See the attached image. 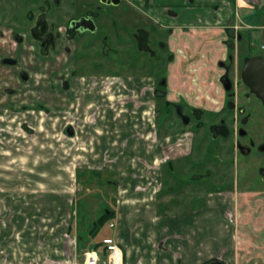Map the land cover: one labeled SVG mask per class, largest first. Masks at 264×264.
I'll return each mask as SVG.
<instances>
[{
  "label": "rangeland",
  "instance_id": "obj_1",
  "mask_svg": "<svg viewBox=\"0 0 264 264\" xmlns=\"http://www.w3.org/2000/svg\"><path fill=\"white\" fill-rule=\"evenodd\" d=\"M227 1L228 27L264 26V0ZM89 3L98 6L91 0H60V5H51L50 23L60 39L56 50L46 56L40 50L35 52L29 37L26 2L0 3V8L8 10L0 12V60L17 56L18 46L22 44L19 51L22 64L33 67V84L38 83L21 87L17 78L19 69L0 65V155L3 158L0 168L11 172L17 167L25 174L20 189L6 190L4 195L24 205L22 215L21 210L16 212L23 220L25 231L32 232L25 234L17 230L13 223L14 210L0 198V258L7 255L9 261L13 259L23 264H70L75 256L80 261L85 251L98 246L102 238L112 236L115 227L112 229L110 224L116 225L114 218L103 226L98 221L113 212V206L121 201L134 202L137 210H152L155 202L166 199L169 186L175 192L166 196L167 199H204L208 188H201L196 194L188 189L185 196L179 191L176 159L190 151L192 141L191 129L180 130L174 113L173 102L179 94L188 100H184L185 105L201 113L217 115L214 119L204 117L203 127L196 128L199 158L208 160L209 181L215 185L206 201L214 206L217 217L225 224L221 235H227V218L233 235L232 252L228 256L232 261L226 263L223 257L215 260L242 264L247 253H264V205L258 202L264 200V193L245 190L240 179L234 180L231 188H225L227 143H214L207 133L209 124L224 115L220 111L224 101L217 78L220 71L214 58L202 51L185 52L174 40L171 45L175 60L170 66L169 95L157 101L155 113L151 77L158 82L161 75L156 74V68L160 66L152 57L137 50L132 33L140 27L148 29L150 25L162 29L160 17L171 18V15L164 5L151 13L139 0H125V6L104 12L99 21L101 32L94 39L83 37L69 41L64 38L67 21ZM171 10L181 12V9ZM161 32L154 38L155 42L166 40ZM104 36L108 37L106 45L111 49L106 56L103 55L105 44L101 43ZM256 41L262 44L264 36ZM149 46L158 53L155 43ZM89 75L93 77L81 78ZM67 83L71 84L69 88H66ZM6 86H12L14 91L5 92ZM78 98L81 100L77 101ZM83 99L90 107L84 109L79 105L77 110L75 104ZM23 104L32 110L22 111ZM38 106L51 113H39L34 110ZM70 125L75 130L73 137L65 133ZM130 125V139L136 141L131 144L135 147L133 151L145 149L151 158L146 155L136 159L126 157L128 149L122 142L121 127L126 130ZM102 140L106 143L102 144ZM165 150L172 159L170 169L163 164ZM204 165L206 169L207 163ZM203 169L200 174L204 173ZM190 173L192 171L187 175ZM161 176L164 190L160 197ZM117 180L121 185L119 189L109 183ZM204 182L202 179L198 183ZM188 209L191 208L185 211ZM179 212L176 209L172 214ZM70 217L72 222L68 227ZM166 242L156 243L154 248L165 251Z\"/></svg>",
  "mask_w": 264,
  "mask_h": 264
},
{
  "label": "flooded vegetation",
  "instance_id": "obj_2",
  "mask_svg": "<svg viewBox=\"0 0 264 264\" xmlns=\"http://www.w3.org/2000/svg\"><path fill=\"white\" fill-rule=\"evenodd\" d=\"M1 1L17 2L22 0H0V3ZM23 1L29 6L26 16L28 17L27 21L30 27L27 31L34 45L35 52L37 53V51L40 50L45 56L54 52L60 38L55 34V28L50 23V8L51 5H60V0H44L42 3L40 0ZM91 1H95L98 6L92 5L91 3L86 4L80 13L72 16L67 21L64 28V38L69 41L83 37L94 39L101 32V23L99 21L103 17L104 12H111L114 9L122 7L125 3V0H121L119 6H113L103 4L101 0ZM2 11L7 12L8 10L0 8V12ZM262 12H264V10H262ZM44 19L48 27L47 30L40 35L42 41L38 42L33 38L32 32L37 27L42 28V25H39L38 22ZM161 25L162 29H159V27L155 25H150L148 29L140 27L132 33L137 50L140 53L143 52V54L152 57L156 65H158V67L160 66L156 68V74L161 75L158 82L156 78L151 77L154 84L152 91H154V98L156 100L155 113L158 111L157 101L166 99L167 95H169L170 66L175 60L174 51L170 44V40L174 35V30L170 27H166V25L162 23ZM50 32H52L55 37L54 47H52V42L48 39V34ZM160 32L161 35L163 34V36L166 37V40H157L155 42L154 38L157 37ZM260 36H264V26L261 25L237 29L227 26L226 38L222 43V50L224 53L222 57L216 61V67L220 71L217 78L224 99L220 111H222L224 115L223 117L217 118V120H213V122L209 124L207 133L214 143L218 141L227 143V153L225 154L226 156L224 155L226 176L223 177V179L226 178L227 180L225 188H231V183L234 180L237 181L240 179L243 182L245 190L264 193V42L259 44V41H256ZM101 43L105 44L103 47V55H109L111 49L106 45L108 43V37L104 36ZM150 43L151 46L152 43H155L156 48H158V53L153 52L155 50L150 48ZM22 48V44L18 46V53L15 57L1 58L0 65L2 67L18 68L17 78L20 86L33 87L38 83L33 84V82H35L33 77L34 72L31 71L33 67L31 66V68L22 64L19 53ZM161 52L164 53V55ZM74 74L76 75L75 72ZM85 77L92 78L93 76H81V78ZM108 77L121 76L109 75ZM70 86L71 84H66V88ZM6 87L5 92L10 93L14 91L12 86ZM30 91H32V89ZM157 95L159 98H156ZM184 96L183 94H179V98L173 102L174 113L179 120V129H191L192 135L190 151L184 154L181 153L176 159L178 160L176 173L180 178L178 180L179 185H181L179 190L180 195L185 196L187 194L185 191L188 189L194 191L192 194L200 192L201 188L208 189L205 190L207 194H205L204 199L192 197L190 201L187 199L183 201V198L174 200V198L171 197L167 199V204L173 203L196 206L201 202L204 203L207 195H209V191L213 189V186L215 187V185L210 184L209 181L211 175L207 173L210 170L208 160L202 157L199 158V151H197L199 141L196 128L199 126L203 127L201 122L204 117L209 116V118L212 117L214 119L217 115L215 116L214 113L210 112L208 114L201 113L197 108L185 105L184 100L186 99ZM78 100H81V98ZM186 101L188 102V100ZM166 102L168 103L167 100ZM21 110L29 111L32 110V108H27L25 104H23ZM34 110L40 111L39 113H51L50 110L43 106L35 107ZM69 128H71L70 131L72 134H70ZM65 133L69 137H73L75 135V130L70 125L66 128ZM167 150L164 151L165 161L163 164H167L170 169L172 164L169 165V163L172 162V159L168 156ZM204 163H207L206 169L204 168L205 170L203 169V166H205ZM201 169L204 170L203 174L199 173ZM191 171L192 173L187 175ZM202 179L205 180V182L199 185L198 182ZM162 186L164 187L163 176L159 190H162ZM168 188V194H166V196L172 195L171 193L175 192L172 187L169 186ZM258 202L264 205V200ZM242 264H264V253L262 251L247 253Z\"/></svg>",
  "mask_w": 264,
  "mask_h": 264
},
{
  "label": "crops",
  "instance_id": "obj_3",
  "mask_svg": "<svg viewBox=\"0 0 264 264\" xmlns=\"http://www.w3.org/2000/svg\"><path fill=\"white\" fill-rule=\"evenodd\" d=\"M139 2L147 5V9L151 13H154L157 10L156 7L160 5L166 7L171 18L161 16L160 19L162 24L174 30L170 44L177 40L179 48L183 51H202L206 56L213 57L215 63L222 57L224 53L222 43L226 38L227 30V0H139ZM172 8L181 9V12L177 14L171 10ZM78 99L77 101H80ZM79 105L84 109L90 107L86 105L85 99L81 103L75 104L77 110ZM131 126H127L128 129L126 130L124 126L121 127L123 128L122 142L124 145L126 144L128 149L126 157L131 156L130 158L136 159L146 155L151 158L152 155H147L148 152L145 149L143 152L133 151L135 147L131 144L136 141L130 139ZM104 143L106 141L102 140V144ZM2 160L0 155V162ZM33 165L35 164L33 163ZM16 169L7 172L6 168H0V192H2L0 198L14 210L12 211L15 214L13 223L17 230L24 232L26 229L22 223L23 220L16 212L21 210L22 215L25 210L24 205H18L15 200L8 198V195H4L6 190L20 189V182L24 179V173L23 169L17 167ZM47 175L49 174L47 173ZM37 176L39 180V173ZM38 180L35 183L37 187L39 186ZM109 183H112L111 185L117 189L121 186L119 180ZM163 190L164 187L162 186V190H159V195H157L161 197ZM167 203V198L157 201L152 210L147 208V210H137L134 208V202L130 204L129 201H121L118 205L113 206L116 225L112 231V236L106 237H114L120 243L125 255V264H207L215 259H220V257H223L222 260L226 263L232 261L231 257L228 258L232 252L233 240L231 229L228 227L229 218H227V235L223 236L221 230L225 229V224L222 219L217 217V210L214 206H210V202H201L196 206ZM33 205L32 203L31 206ZM186 206L191 209L185 211ZM176 209H179L180 212L172 214V211ZM71 222L72 217H70L68 227L71 226ZM31 233V231H25V234ZM75 238L78 239V237ZM165 240L167 241L165 251L160 252L154 248L156 243ZM219 248L222 249L221 253L218 252ZM216 251L220 253L219 257ZM2 256L0 258L1 264H23L16 263L13 259L9 261L7 255ZM76 259L75 256L70 263Z\"/></svg>",
  "mask_w": 264,
  "mask_h": 264
},
{
  "label": "built area",
  "instance_id": "obj_4",
  "mask_svg": "<svg viewBox=\"0 0 264 264\" xmlns=\"http://www.w3.org/2000/svg\"><path fill=\"white\" fill-rule=\"evenodd\" d=\"M113 229L114 224H110ZM70 264H125V255L114 237H105L96 248L85 251L82 259Z\"/></svg>",
  "mask_w": 264,
  "mask_h": 264
},
{
  "label": "water",
  "instance_id": "obj_5",
  "mask_svg": "<svg viewBox=\"0 0 264 264\" xmlns=\"http://www.w3.org/2000/svg\"><path fill=\"white\" fill-rule=\"evenodd\" d=\"M101 2L103 4H107V5L119 6L120 3H121V0H101ZM38 24L42 25V28L37 27L36 29H34L33 32H32V35H33V38L36 41L40 42V41H42V37L40 35L47 30L48 25H47V22H46L45 19L43 21L38 22ZM48 39H49L50 42H52V47H54V45H55V37L53 36L52 32H50L48 34ZM70 129L71 128H69V132H70V134H72ZM207 264H223V263L221 261L215 260V261H211V262H209Z\"/></svg>",
  "mask_w": 264,
  "mask_h": 264
},
{
  "label": "trees",
  "instance_id": "obj_6",
  "mask_svg": "<svg viewBox=\"0 0 264 264\" xmlns=\"http://www.w3.org/2000/svg\"><path fill=\"white\" fill-rule=\"evenodd\" d=\"M114 218V212H108L106 213V215H104L99 221V225L103 226L105 225L107 222H109L110 220H112ZM97 247V246H96ZM94 247V248H96Z\"/></svg>",
  "mask_w": 264,
  "mask_h": 264
}]
</instances>
